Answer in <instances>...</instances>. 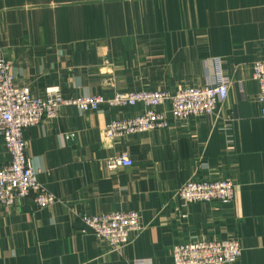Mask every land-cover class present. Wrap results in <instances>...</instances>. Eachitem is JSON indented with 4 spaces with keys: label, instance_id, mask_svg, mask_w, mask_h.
Returning <instances> with one entry per match:
<instances>
[{
    "label": "crops",
    "instance_id": "1",
    "mask_svg": "<svg viewBox=\"0 0 264 264\" xmlns=\"http://www.w3.org/2000/svg\"><path fill=\"white\" fill-rule=\"evenodd\" d=\"M0 50L16 82L35 96L66 98L203 87L230 82L216 115L174 120L164 130L104 136L142 105L98 112L63 108L23 134L42 186L59 203L37 209L34 195L0 206V264H174L173 248L238 239L235 264H264V118L254 65L264 60V0H0ZM169 111L170 106L158 111ZM127 153L133 166L109 172ZM11 157L0 138V168ZM232 181L234 199L185 206L187 182ZM136 211L142 230L109 252L83 216Z\"/></svg>",
    "mask_w": 264,
    "mask_h": 264
},
{
    "label": "built area",
    "instance_id": "2",
    "mask_svg": "<svg viewBox=\"0 0 264 264\" xmlns=\"http://www.w3.org/2000/svg\"><path fill=\"white\" fill-rule=\"evenodd\" d=\"M218 79L203 87H185L175 94L157 91L137 93L116 92L111 97L91 96L66 98L58 87L49 88L43 96H35L27 86L16 82L13 60L0 50V138L9 153L10 163L0 168V206L13 207L19 201L34 195L37 209L47 208L59 200L39 181V173L26 155L24 132L43 121L55 120L63 108L73 107L80 112H98L104 107L125 108L143 106L142 113L134 118L116 120L104 129V136L116 140L122 137L164 130L170 117L187 120L192 117L216 115L218 105L229 93L230 82L219 64ZM253 78L259 85L257 102L264 118V60L253 68ZM170 106L169 111L161 110ZM127 153L105 160L109 172L133 166ZM236 185L232 181H190L177 191L185 206L195 203L219 202L228 204L234 199ZM84 225L109 252H120L133 234L142 230L139 212H118L98 216H83ZM243 249L238 239L213 242H191L173 248L174 264H235Z\"/></svg>",
    "mask_w": 264,
    "mask_h": 264
}]
</instances>
